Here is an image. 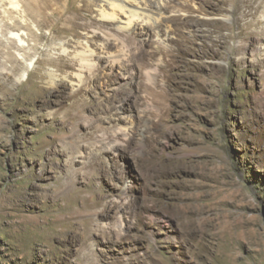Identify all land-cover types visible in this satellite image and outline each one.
<instances>
[{"label":"rangeland","instance_id":"1","mask_svg":"<svg viewBox=\"0 0 264 264\" xmlns=\"http://www.w3.org/2000/svg\"><path fill=\"white\" fill-rule=\"evenodd\" d=\"M97 1L41 11L24 79L0 36V264H264V0H164L158 28L110 48L132 78L101 62L80 91L59 45L103 40Z\"/></svg>","mask_w":264,"mask_h":264},{"label":"bare ground","instance_id":"2","mask_svg":"<svg viewBox=\"0 0 264 264\" xmlns=\"http://www.w3.org/2000/svg\"><path fill=\"white\" fill-rule=\"evenodd\" d=\"M163 1L164 0H98L95 6L97 18L99 21H106L109 23V25L106 26V30H102L103 40L97 44L95 49L89 46L76 45L72 47L73 49L71 50L69 48L70 44H60V54L67 56L69 58L68 66L76 69V72H70L63 76L61 82L66 84L68 80H76L77 86L80 87V91H84L82 85L84 74L89 73L95 83H100V80H102L103 75L100 73V69L102 68V66L100 68L101 62H103L105 68L108 69L107 75H110V77H112L111 73L119 69V73L124 75L127 80L132 78L130 76L133 73H129L128 71L129 61L127 56L119 50L112 52L110 48L112 46L119 48L121 45L120 43L125 41L121 36L122 34L132 40L133 45H137L140 42L138 36L145 34L147 28H158L164 16L163 8H165V3H163ZM28 9L31 10L30 14L27 13ZM41 11L52 17L55 25V21H57L56 18L62 17L66 9H55L53 0H0V13L3 12L4 14V19L0 18V36L4 37L8 49H16L17 51L16 55L12 54L10 56L13 62L11 78H16L23 71L20 80L24 79L28 75V70L36 67V55L33 56L31 51L36 50L37 47L36 45L31 46L27 39L34 38L36 40H41L45 36L35 32L36 29L30 30V32H27V29H30L32 24L34 28H38L34 21H40L39 18L43 15ZM28 15L32 21L27 20V18H29L27 17ZM53 28L52 31L54 30ZM98 30H100L99 24L93 26L92 31L88 33L87 36H91L90 38L96 37L99 34ZM112 39H114V43H111ZM55 60L56 58L54 55H49V58L45 59L51 66L50 71L47 72L50 79H55V77H57L56 72H58L60 68L59 63ZM147 75L148 78H152L153 76L151 72H148ZM109 104L111 107H114L115 95L110 98ZM127 131L128 129L126 127L115 128L113 130V138H106L101 142L104 146V151L107 153L117 151L116 148L122 146L119 138L121 135L126 136ZM122 148H124V146H122ZM131 187L129 183L125 189L129 190Z\"/></svg>","mask_w":264,"mask_h":264}]
</instances>
